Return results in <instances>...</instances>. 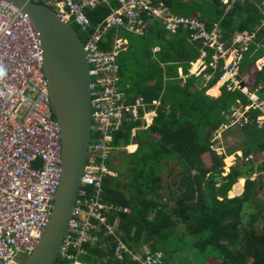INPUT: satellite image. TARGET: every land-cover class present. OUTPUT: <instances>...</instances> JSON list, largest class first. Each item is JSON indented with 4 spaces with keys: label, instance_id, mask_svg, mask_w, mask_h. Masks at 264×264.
Instances as JSON below:
<instances>
[{
    "label": "trees",
    "instance_id": "obj_1",
    "mask_svg": "<svg viewBox=\"0 0 264 264\" xmlns=\"http://www.w3.org/2000/svg\"><path fill=\"white\" fill-rule=\"evenodd\" d=\"M156 1L177 11L173 0ZM214 1L224 5L222 0ZM249 5L245 23L237 28L259 29L243 64L254 63L264 54L260 44L264 43L263 14L255 3ZM107 6L104 1L88 10L93 26L108 14ZM236 9L222 16L227 38L236 31L232 26ZM189 35L184 28L170 33L157 22L149 36L137 35V43L130 40L132 48L140 49L137 56H120V87L148 101L162 95V104L149 127L129 121L115 133L112 155L115 151L119 164L110 162L116 175L105 179L104 190L106 201L113 205L109 221L116 229L107 233L102 225L96 230L99 239L84 243L87 253L79 257V264H142L134 252L116 256L119 240L140 253L145 248L161 251L162 264H264V181L259 173L253 177L264 169L259 157L264 152V128L255 122L260 110L251 108L247 120L241 117L242 123L231 125L233 108L243 109L251 101L240 88L223 86L219 95L218 88L212 87L222 70L214 71L210 54L196 73L190 72L202 44L188 40ZM154 44L161 49L153 57L150 47ZM212 71L214 77L204 84V74ZM251 80V90L264 92V66ZM136 125L140 128L133 135ZM218 129L227 141L222 153L212 147L219 141L214 138ZM132 142L137 148L130 152L126 146ZM237 150H242V157L224 174L225 156ZM252 153L260 161L258 166L253 159H245ZM225 160L230 164L233 156ZM242 176L246 178L243 193L229 197Z\"/></svg>",
    "mask_w": 264,
    "mask_h": 264
},
{
    "label": "built area",
    "instance_id": "obj_2",
    "mask_svg": "<svg viewBox=\"0 0 264 264\" xmlns=\"http://www.w3.org/2000/svg\"><path fill=\"white\" fill-rule=\"evenodd\" d=\"M34 1L54 8L87 38L84 44L90 64L94 141L88 147L78 198L55 262L79 264V257L87 253L84 243L99 239L96 230H101L102 225L107 233L116 229L109 221L113 205L106 201L104 190L105 179L116 174L110 166L114 135L125 122L137 120L148 105L159 104L158 99L148 101L142 95L129 101L118 85V56L129 45L118 30L144 34L154 18L172 32L180 27L189 29L191 40L202 44V58L210 54L214 71L222 70L219 81L227 89L240 88L250 97L251 103L245 108L234 109L235 121L241 117L247 120V112L258 108L260 114L255 122L264 128V94L250 93L240 77L245 53L259 27L236 30L226 38L218 24L208 29L199 18L170 14L156 6L154 0H116L119 6L93 26L88 10L108 0ZM238 1L223 0L225 12ZM261 25L264 26V10ZM113 29L116 33L110 41ZM214 71L204 74L207 81L214 77ZM153 113L152 110L146 115L152 117ZM60 137L39 34L27 12L0 0V264H23L48 225L61 176ZM115 252L119 258L125 252H134V258L142 264L163 261L161 251L152 253L145 248L140 253L122 240Z\"/></svg>",
    "mask_w": 264,
    "mask_h": 264
},
{
    "label": "water",
    "instance_id": "obj_3",
    "mask_svg": "<svg viewBox=\"0 0 264 264\" xmlns=\"http://www.w3.org/2000/svg\"><path fill=\"white\" fill-rule=\"evenodd\" d=\"M5 1L27 12L39 34L61 133V176L52 213L37 247L23 264H55L78 198L92 136L90 64L81 36L54 8L34 0Z\"/></svg>",
    "mask_w": 264,
    "mask_h": 264
},
{
    "label": "crops",
    "instance_id": "obj_4",
    "mask_svg": "<svg viewBox=\"0 0 264 264\" xmlns=\"http://www.w3.org/2000/svg\"><path fill=\"white\" fill-rule=\"evenodd\" d=\"M113 1L115 2L116 0H108V1H105V2L108 3V6L107 7L110 8L109 11H111L113 8H116V7L119 6V2L118 1H116L117 4H115V5H113ZM173 1H175V6H176V10L177 11H172L167 6V4H165L163 1H156V0H154V3H155L156 6H158L160 8H164L165 9V12L167 10V12L170 13V14L184 15V16H190V17H192V16L193 17H197L201 21L205 22V24H206V26H207L208 29H212L216 24H218L219 27H220V29H221L222 34L224 35V37H226L225 36L226 34H225V30L223 29L222 24H221V22L223 20L222 19V16H225V15L227 16L233 10V8H237L236 10H239L234 15V20H233V25H232L233 27L236 28L234 30H238L237 27L240 26L242 23H245V20L248 17V14H249V7H250L249 3H251V2L252 3H255L258 6V8L260 9V11L262 12V14H263V10H264V0H262L260 3L257 0H239L233 6L232 10L229 11L228 13L225 12V5H223V6L222 5H218L216 3V1H214V0H173ZM222 2H223V0H222ZM237 4H240V5L239 6H236ZM221 9H223L222 15L220 13ZM157 22L160 23V25H161L162 28L166 29L165 26L162 24V22H161L160 19L154 18L151 21V27L144 34H138V33H135V32L129 31V30L122 29V28L119 29L118 32H119V34L123 38H125L128 41V44H129V42H130L131 39L128 38L127 35H126L128 32H132V33H135V34H137L139 36H144V37L145 36H149L150 30L152 29L153 25H155ZM180 28H184V27H180ZM184 29H187V28H184ZM167 31L170 32V33H175V32L169 31V30H167ZM115 33H116V31H115V29H113L111 31V33L109 34L110 41L113 40V37H114ZM190 37H191V31H190V35L188 37V40H190L191 42L194 43V41H192ZM260 44H261V46L264 47V43H260ZM137 45L138 44H136L135 46H137ZM150 49H151V53L150 54L154 57V56H156L157 52L161 49L160 48V44H154V45H152L150 47ZM139 50L140 49H136L135 47L132 48V46L129 44L128 47L125 50L121 51L120 54H119V56H118V63L120 65V68H121V63H120V56H121V54L122 55H123V53H124V55L126 54L127 55L126 56L127 58L128 57L130 58L132 56L135 57V56H137L139 54V52H140ZM203 60L204 59L202 58V54H200L199 57H198V59L195 62L192 63V66L190 68V72L191 73H196L197 72V69L199 68V66L203 63ZM249 60L250 59L248 58V61ZM195 64H197V65L195 66ZM263 66H264V54L262 56H260L258 59H256L254 63H252V61H250L248 64L247 63L242 64V68H241V71H240V77L243 79V82L247 83V86L248 87L247 86L246 87L248 88V90H250L249 92L252 93V94L256 93V94H259L261 96L264 94V92H262V93L260 92L259 93L258 89L251 90V87H250L251 82H252L251 78H252L253 73L256 74L257 71L259 69H261ZM179 71H180V75L183 76L182 69H179ZM214 75H215V73H214ZM204 78H205V75H204ZM208 81L205 79V83L204 84H206V82H208ZM118 85L120 86L119 81H118ZM215 85H218V90H219V95H220L221 94V87H223L225 85H223L222 82L219 81V78L217 79L216 83L212 87H215ZM212 87L209 88V89H207V91L205 92V94H207L208 91L210 89H212ZM123 90L125 91L126 96H127V99L129 101H132L137 96H139V95L134 96L132 94H127L126 90L125 89H123ZM228 90H233V89H228ZM140 95H142V94H140ZM130 96H134L133 99H130L129 98ZM142 96H144V95H142ZM247 96L250 99L249 95H247ZM161 98H162V95H160L159 98H154V99H158L159 100V104L156 105V106L148 105L146 107L145 111H142L141 112V116L137 120H133L132 122L141 121L142 123H141L140 127H142V128L149 127L151 125V123L153 122V119H154V117L156 115L157 107L162 104V99ZM250 101H251V99H250ZM235 108H239V107H235ZM235 108H233V109H235ZM152 110L154 111V113L152 114V117H149L148 115H146V113H148L149 111H152ZM230 121H231V125L233 124V126L235 125V123H238V124L239 123H242L240 120H239L240 122L239 121H235V118L233 117L232 114L230 116ZM123 126H124V124L122 125V127ZM140 127L138 125L134 126L133 129H132V134L133 135L136 134L137 129L140 128ZM226 127H228V125H225V128ZM258 127H260V126H258ZM231 135H235V134H231ZM214 138H216L217 140H219L218 143L215 144L218 147H215V145H212V147L217 152H219V153L225 152V148H226L225 146H227V141L224 140V138L222 136V130L221 129H218V130H216L214 132ZM131 146H133V148H130ZM136 148H137V143L136 142H132L131 144H129V145L126 146V149H128V151H130V152L135 151ZM219 148H222V151L221 152H220V149ZM242 155H243L242 150H237L236 152H234V153H232L230 155H226L225 156L224 161H225V159L227 157L233 156V160H232L233 162L231 161V164H229L227 166L228 168H226V164H225V166H224V168H225L224 174H227L228 171H230L231 166L234 163H236L238 157L239 156L242 157ZM112 157H114V160H113L114 165L119 164V159L116 157L115 151L113 152ZM259 157L261 158L260 161H263L264 160V152H262L261 156H259ZM245 159H251V160L253 159L255 161V163H256L257 166H258V162H260L259 160H257V157H256V155L254 153L248 155V157H246ZM257 172H259V171H256L255 172V175L253 177L256 176ZM240 178H243V176L242 177H239L237 179V181L233 184L231 190H229V192H228L229 197H234V196H237V195H240V194L243 193L244 188H245V182L241 186V189H239V188L236 189L235 188V186L239 184V181L238 180H240ZM244 179L246 181V178L245 177H244ZM232 192H234V194H232Z\"/></svg>",
    "mask_w": 264,
    "mask_h": 264
},
{
    "label": "rangeland",
    "instance_id": "obj_5",
    "mask_svg": "<svg viewBox=\"0 0 264 264\" xmlns=\"http://www.w3.org/2000/svg\"><path fill=\"white\" fill-rule=\"evenodd\" d=\"M259 3L262 1V0H257ZM73 26H74V28L77 30V32L79 33V35L81 36V38H82V40L83 41H86L87 40V38H86V34L85 33H83L82 31H81V29L78 27V26H76V25H74L73 24ZM127 37L128 38H130L131 39V41H133V42H135V43H137V34H135V33H132V32H128L127 34ZM197 64H195V66H196ZM216 86V88H218V85H215ZM93 134H94V132H93ZM95 135V134H94ZM238 136V135H237ZM235 138V136L230 140V139H228V140H230V141H233V139ZM91 141H94V136L92 135V137H91ZM215 147H218V146H216L215 145ZM130 148H133V146H131ZM220 149V152L222 151V148H219ZM128 150V149H127ZM113 158V160H114V157H112ZM225 162V164H226V168H228L227 166L229 165V163L225 160L224 161ZM233 162V161H232ZM231 164V163H230ZM257 173H259L263 178H264V169L262 170V171H260V172H257ZM257 175V174H256ZM58 264V263H57ZM206 264H215V262L213 261H211L210 263L209 262H207Z\"/></svg>",
    "mask_w": 264,
    "mask_h": 264
},
{
    "label": "bare ground",
    "instance_id": "obj_6",
    "mask_svg": "<svg viewBox=\"0 0 264 264\" xmlns=\"http://www.w3.org/2000/svg\"><path fill=\"white\" fill-rule=\"evenodd\" d=\"M262 62V61H261ZM197 63V62H196ZM263 64V63H262ZM219 83V82H218ZM239 181V184L238 185H236L235 186V188L237 189V188H239V189H241V186L243 185V183L245 182V179H244V177L243 178H240V180H238ZM235 192V191H234ZM234 192H232V194H234Z\"/></svg>",
    "mask_w": 264,
    "mask_h": 264
}]
</instances>
